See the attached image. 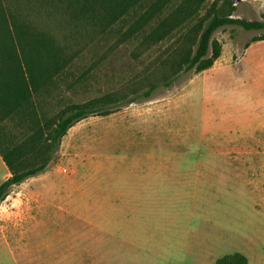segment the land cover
I'll list each match as a JSON object with an SVG mask.
<instances>
[{"label": "rangeland", "instance_id": "1", "mask_svg": "<svg viewBox=\"0 0 264 264\" xmlns=\"http://www.w3.org/2000/svg\"><path fill=\"white\" fill-rule=\"evenodd\" d=\"M2 1L79 51L69 81L95 64L85 84L61 87L60 106L143 77L170 50L98 38L36 0ZM229 1L233 18L264 22V0ZM261 35L220 28V56L206 71L74 124L48 168L0 204V264H216L234 253L264 264ZM7 177L0 160V184Z\"/></svg>", "mask_w": 264, "mask_h": 264}, {"label": "trees", "instance_id": "2", "mask_svg": "<svg viewBox=\"0 0 264 264\" xmlns=\"http://www.w3.org/2000/svg\"><path fill=\"white\" fill-rule=\"evenodd\" d=\"M36 1L61 10L74 25L98 38L114 33L120 43L148 48L169 42L170 50L143 77H133L129 84L87 101L60 106L61 87L73 90L85 84L95 64L69 81V69L79 51L36 29L0 0V160L8 173L0 184V204L10 188L48 168L62 138L77 122L106 117L147 99L158 87L170 86L181 72L209 69L220 56V44L213 38L218 29L238 26L264 31V22L233 18L229 0H222L220 6L215 0L206 9L208 0ZM255 40L264 41V35ZM56 104L57 111L49 112V105L55 108ZM215 263L247 264V259L234 253Z\"/></svg>", "mask_w": 264, "mask_h": 264}, {"label": "water", "instance_id": "3", "mask_svg": "<svg viewBox=\"0 0 264 264\" xmlns=\"http://www.w3.org/2000/svg\"><path fill=\"white\" fill-rule=\"evenodd\" d=\"M237 1H234V4L236 3Z\"/></svg>", "mask_w": 264, "mask_h": 264}]
</instances>
